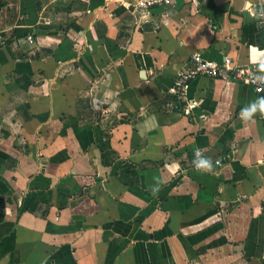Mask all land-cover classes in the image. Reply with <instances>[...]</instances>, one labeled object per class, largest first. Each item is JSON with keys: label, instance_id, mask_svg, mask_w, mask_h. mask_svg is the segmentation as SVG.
Instances as JSON below:
<instances>
[{"label": "crops", "instance_id": "1", "mask_svg": "<svg viewBox=\"0 0 264 264\" xmlns=\"http://www.w3.org/2000/svg\"><path fill=\"white\" fill-rule=\"evenodd\" d=\"M141 1L0 0V264H264L259 95L173 92L264 63V0Z\"/></svg>", "mask_w": 264, "mask_h": 264}, {"label": "built area", "instance_id": "2", "mask_svg": "<svg viewBox=\"0 0 264 264\" xmlns=\"http://www.w3.org/2000/svg\"><path fill=\"white\" fill-rule=\"evenodd\" d=\"M174 0H142L141 7L151 9L156 6L170 7ZM28 41L33 44L35 40L32 35ZM1 43V42H0ZM223 77L227 80H236L242 84L251 86L259 97H264V63L238 64L230 56H225L222 64L212 60H204L199 56L194 59V64L189 68L181 69L173 86V92L177 100L185 98V90L188 83L196 77ZM189 107H193L189 104Z\"/></svg>", "mask_w": 264, "mask_h": 264}, {"label": "clouds", "instance_id": "3", "mask_svg": "<svg viewBox=\"0 0 264 264\" xmlns=\"http://www.w3.org/2000/svg\"><path fill=\"white\" fill-rule=\"evenodd\" d=\"M259 109L261 112H264V97H259L257 100L250 103L248 106L241 110V115L245 118H251L253 113ZM196 164L197 167H211V161L209 158L202 157L199 154V150L196 152Z\"/></svg>", "mask_w": 264, "mask_h": 264}]
</instances>
